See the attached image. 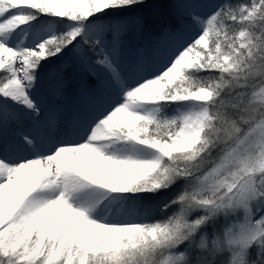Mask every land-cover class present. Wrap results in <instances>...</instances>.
I'll return each mask as SVG.
<instances>
[{
  "label": "snow or ice",
  "instance_id": "obj_1",
  "mask_svg": "<svg viewBox=\"0 0 264 264\" xmlns=\"http://www.w3.org/2000/svg\"><path fill=\"white\" fill-rule=\"evenodd\" d=\"M0 0V264H264V0ZM87 107L65 116L66 72Z\"/></svg>",
  "mask_w": 264,
  "mask_h": 264
},
{
  "label": "rangeland",
  "instance_id": "obj_2",
  "mask_svg": "<svg viewBox=\"0 0 264 264\" xmlns=\"http://www.w3.org/2000/svg\"><path fill=\"white\" fill-rule=\"evenodd\" d=\"M185 0H167V13L170 11L171 15L177 16L179 19V22L177 24L181 25L186 23V15L184 14L183 9L180 7V5ZM211 2H222V0H198L199 4L206 5L207 3ZM199 12V10H197ZM165 16H167V13L163 12ZM156 23L159 25L162 24V21H160V17H156ZM170 23H166L164 27L162 28V32L165 28H174L169 25ZM190 31L192 35H194V30L191 28L185 29ZM162 32L156 34L152 31L151 27L146 30L143 33H136L132 32L129 34L126 42V48L130 50L131 53H134L137 48H143L146 49L150 54L154 52L156 45H163L166 40H168V36L162 35ZM179 34V33H178ZM177 34V35H178ZM127 51V50H126ZM129 53V52H128ZM130 53V54H131ZM75 66L69 67L66 72L67 77V88L65 95L60 99H54L52 97V90L56 87L55 83L49 79H44L38 89V96L41 98L44 103L47 104H56L60 108H66V106L72 101L75 103L78 101H84L86 102L88 99L81 96L79 94V86L81 81V76L75 75ZM81 71V70H80ZM82 75V74H81Z\"/></svg>",
  "mask_w": 264,
  "mask_h": 264
},
{
  "label": "bare ground",
  "instance_id": "obj_3",
  "mask_svg": "<svg viewBox=\"0 0 264 264\" xmlns=\"http://www.w3.org/2000/svg\"><path fill=\"white\" fill-rule=\"evenodd\" d=\"M185 2V1H184ZM183 2V3H184ZM205 5L200 4V6L198 8H196L195 10H199V12L201 13H205L207 11L206 7H204ZM184 11V10H183ZM184 14L186 15V13L184 12ZM192 36V33H190V31L188 30H184L182 32H180L177 36L175 37H168L167 43L165 42V44L161 45H156L157 47L155 48L154 51L159 50L161 52H168L170 50H174V48L176 46H178L179 43H182L186 40H188L190 37ZM127 52H129V54L131 53L130 50H128L126 48ZM81 71L79 68H75V75L81 76ZM89 100H87L86 102L84 101H76L75 103H73L72 101L66 106V108H61L62 112L65 116L70 115L73 111L87 107L89 105Z\"/></svg>",
  "mask_w": 264,
  "mask_h": 264
},
{
  "label": "trees",
  "instance_id": "obj_4",
  "mask_svg": "<svg viewBox=\"0 0 264 264\" xmlns=\"http://www.w3.org/2000/svg\"><path fill=\"white\" fill-rule=\"evenodd\" d=\"M166 6L167 0H150V5L140 10L144 14H147L150 19L155 21L157 20V16L160 17L162 24L159 25L158 23H155V25L151 27L152 31L156 34L162 31V28L167 22L170 23L169 25H171V27L176 26L179 22V18L177 16L174 17V15H171L170 11L167 13V8H165ZM163 12L167 13V16H165Z\"/></svg>",
  "mask_w": 264,
  "mask_h": 264
}]
</instances>
